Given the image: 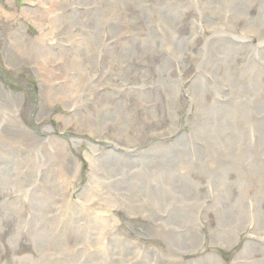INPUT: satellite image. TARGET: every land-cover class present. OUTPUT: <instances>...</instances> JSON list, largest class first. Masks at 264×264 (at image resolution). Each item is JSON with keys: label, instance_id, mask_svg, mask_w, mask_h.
Returning a JSON list of instances; mask_svg holds the SVG:
<instances>
[{"label": "bare ground", "instance_id": "6f19581e", "mask_svg": "<svg viewBox=\"0 0 264 264\" xmlns=\"http://www.w3.org/2000/svg\"><path fill=\"white\" fill-rule=\"evenodd\" d=\"M8 1L14 5V0ZM124 1L134 13L130 16L126 12L121 21L114 14L112 4L104 7L99 0H86V13L77 16L80 26L77 36L84 37L86 45L74 48L69 47L74 35L65 24L70 25L69 9L75 11L76 0H43L45 9L30 10L37 22L52 25L51 32L41 31L35 37L29 34L21 18L14 26L12 20L17 13L8 12L0 2V24L6 31L3 60L9 66L26 62L35 72L40 87L37 122L55 112L56 105H63L77 113L76 120L58 116L66 126L73 120H82L83 126L89 129L85 132L97 135L114 127L115 138L136 145L141 139H148L144 126L154 120L156 125L152 128L162 137L156 142L161 145L157 148L166 152L163 160L152 163L145 159H123L107 148L103 157L95 159L97 147L89 144L93 153L85 154L91 167L85 179L83 165L74 153L78 144L61 139L52 126L40 130L27 125L21 114L22 94L6 89L5 83L0 81V193H8L0 198V264H98L92 261L90 252L103 248L100 238L106 232L112 231L117 236L126 231L121 214L130 218L146 217L145 235L151 239L161 238L167 246L184 248L189 258L171 259L170 264H264V248H257L251 238L245 239V235L264 239V69L256 61L257 57L264 58V50L233 47L223 24L233 20L244 28L249 27L246 32L264 35V0H156L153 9L147 6L150 0L147 3L146 0ZM161 16L172 28V38L175 37V55L169 52V58L176 57L180 64H186L192 54L194 65L200 69L192 86L203 102L200 107L217 115L213 126L209 125V119L197 123L176 114L181 80L167 77L168 61L157 67L158 76L150 84L144 85L137 76L132 77L129 104L119 97V92L111 93L107 89L119 77H131L129 70H121L129 68L124 63L136 66L134 60L138 55L151 57L158 43L163 50H169V41L157 36L153 29L155 18ZM140 17L144 18L143 26L139 23ZM188 17L194 24L206 21L213 32V39L197 55L193 54L196 33H179V23ZM104 28L110 32L109 41L103 38ZM52 41H58L60 48L52 50L53 45L48 43ZM115 48L120 51L119 59L113 54ZM63 60L65 64L61 66ZM52 63L57 72L62 68L73 70V81L64 83L59 76L48 75L46 68ZM109 64L113 70L109 69ZM210 64H215L219 73L215 83L203 78L205 73H201L207 71L206 66ZM89 67L94 75L88 78ZM145 68L148 69L147 64ZM141 72L149 75L144 68ZM158 79L163 81L160 87L165 93V109L170 118L166 124L165 115L160 113L164 107H156L159 100L156 102L155 98L160 93L156 97L153 94L154 89H160ZM57 81L61 86L56 88ZM120 85L114 87L118 90ZM224 85H230L232 93L224 91ZM220 96L231 97V100L222 104L218 101ZM132 99L135 104H131ZM145 99L154 100L156 106L144 111L141 118L136 105ZM82 108H86V113L79 112ZM186 124L190 126L184 131ZM255 136H259L258 152L253 144ZM149 142L151 144L148 139ZM168 144L171 145L164 146ZM197 144L200 148L194 155L188 148ZM219 144L224 146L228 159L224 166L216 159L214 148ZM173 145L184 148L179 158L169 151ZM2 158L9 162L5 163ZM203 178L205 182L212 179L217 182V201L225 209L222 231L212 230L210 248H204L201 241L203 226L199 216L209 218L208 212L213 207V204L208 205L209 191L205 194L202 191ZM113 185L119 192L117 197L105 193ZM142 190H146L144 195ZM76 194L85 202H91V206L79 209L72 201ZM150 195L159 200L164 210H169L168 223L182 230L177 240L160 233L155 220L146 215L142 197ZM23 197H27L30 208L21 203ZM29 213H34L35 223L33 232L27 235L34 244L22 253L21 232L26 228ZM12 223H16V230L6 241L1 240ZM126 224L132 227L130 222ZM127 246L116 249L117 254L125 258L124 263L108 260L105 264H167L168 257L162 251L152 255L142 246L135 250ZM235 249L238 252L231 255L232 262L228 263L224 257ZM8 251L12 253L10 258H7ZM201 251L208 253L195 258Z\"/></svg>", "mask_w": 264, "mask_h": 264}, {"label": "rangeland", "instance_id": "374dc122", "mask_svg": "<svg viewBox=\"0 0 264 264\" xmlns=\"http://www.w3.org/2000/svg\"><path fill=\"white\" fill-rule=\"evenodd\" d=\"M102 5L109 6V4L113 6L114 14L118 19L121 21L124 20V17L126 16V12L134 13V11H131V8L129 5L125 4L124 0H99ZM148 0H146L147 3ZM151 2L147 3V6L150 9L154 8L156 0H150ZM1 3H3L5 9L8 12H16L17 17L12 20V24L15 26L17 25L18 20L21 18L25 25L28 28L29 34L32 36H37L38 32H51V23L49 22H37L35 20V15L30 12L32 9L36 8H42L45 9L46 5L43 3V0H14V5L9 2L8 0H0ZM86 0H76L74 7L75 11L72 10L71 8L69 9L70 12V25L65 24V27L71 28V35L73 34L74 37L72 41L69 44L70 48H74L75 46L79 47L80 44H85L83 41L84 37L77 36L80 26H78V20L77 16L81 14L86 13ZM45 6V7H44ZM83 12V13H82ZM220 16H224V14H221L219 12ZM232 16V13H229V17ZM144 18L140 17L139 23L143 22ZM144 23V22H143ZM142 24V23H141ZM193 20L191 17H188L184 20H182L178 27H179V33L180 35H192L193 33H196V42H195V48H194V53L193 54H198L200 50L205 49V47L208 45V43L213 39V32L211 30V27L209 23L206 21L204 22H197V24H194L195 27H193ZM223 24L224 26V32L228 35L229 38V43L233 47L237 48H243V50L252 48L255 50H264V35H261L259 32L254 33V32H246L247 29L249 28H244V26L240 23L237 24L235 21L230 20L226 21ZM222 25V24H221ZM127 27L130 26V22L127 23ZM143 26V24H142ZM198 27V28H197ZM16 28V27H15ZM153 29L156 32L157 36L162 37L164 40L169 41V50H163V47L161 46L160 43L155 45V51L152 54L151 57L146 56L143 58V54L138 55V59L134 60V65L136 66H131L133 64L130 63H124L125 66H129V68L126 69L123 67L121 70H129L130 71V78H118L117 81L113 83V86H108L107 89L111 93H118L119 92V97L122 98L125 101L130 100V93L129 90L133 86V78L132 77H138L139 82H143L144 85L147 83H151L153 78H156L158 76L157 73V67L161 66L164 62L168 61V65L170 66V71H169V76L170 79L172 80H181L180 81V96L177 98L178 103H179V108H176V114L180 117H187L189 120H195V122H204L208 121L210 126L215 125V118H217V115L213 112L207 113L205 108L200 107V105L203 103L200 99L199 96L195 95L194 91L195 89L193 88V83L195 78L198 76V72H200V69L197 65H194L193 60H192V54H190V60L186 61V64H180L179 59L176 57L174 58H169V52L171 55H175V40L172 38L173 31L170 25L168 24L167 20L165 18L157 17L154 20L153 24ZM4 32L5 28L2 24H0V81L5 83V86L7 87L6 89L12 90L16 93H20L23 96L22 103H21V114L22 117L25 121V123L31 127H36L37 129H44L47 127H53L56 131V135H60L61 139L67 140L70 144L77 143L78 144V149L74 151L76 159L81 161L83 168H82V176L83 178L88 177V173L90 171V165L88 164L87 160L88 159V154L85 155L86 153H93V150L90 149L89 144H93L94 146L97 147V153L94 154L95 157L93 158H98V157H103L102 154L105 153L107 148L112 149L114 153L118 155V157L123 158V159H140V160H149L153 162L163 160L164 157L163 155H166V152L163 151L160 148H157L161 145H157L156 142L157 140L161 139V135L155 133V128H152L155 124L154 120H150L149 123L145 124L144 126V135H146V138H148L151 141L147 143V140L141 139L138 144H130L126 143L124 140H119L113 136V132L115 131L114 127H109L108 130L103 131L102 135H97V133H92L90 134L89 132L86 133L85 131L89 130L86 127L83 126L82 120L80 121H74L77 118L74 116H77V113L73 111L72 109H67L63 105H56L55 112H50L44 119L41 121L37 122L36 117L39 112V107H38V102H39V93H40V87H39V82L37 80L36 74L33 71L32 67L26 63L22 62L16 65L9 66L4 63L3 60V48H4V43H5V38H4ZM138 32V31H136ZM184 33V34H183ZM72 35V36H73ZM139 35V32H138ZM110 32L104 28L103 30V38L105 41L110 40ZM52 38V35L49 36ZM45 40H47V36L45 37ZM178 40L177 38V45H178ZM51 45H53L52 50H56L60 48L59 42L58 41H52L48 42ZM64 43V42H63ZM86 45V44H85ZM194 45H191L190 47H193ZM189 47V49H190ZM198 47V48H197ZM200 48V49H199ZM116 58L119 59L120 56V51L118 48H115V51L113 52ZM195 55V56H196ZM38 58H36V61ZM39 61V60H38ZM139 61H144L148 69L145 68V63L140 64ZM257 64L260 65L264 69V58L257 57L256 59ZM122 63V62H121ZM62 64L64 65L65 62L64 60L61 61V66ZM54 63L51 65H47L46 68V73L50 75L51 77L55 78L54 76H59L62 80H64V83H68L70 81H73L71 76L74 73L73 70L71 69H65L62 68L58 72L52 67ZM107 65V63H106ZM210 67H215V64H210L206 66L207 71L201 73L203 78L205 76V79L208 80V78L211 80H208L211 83H215L217 78L219 77V73L217 72V68L214 71ZM142 68H144L146 71H148L149 75L143 74L141 72ZM109 69L113 70L114 67L109 64ZM138 69V70H137ZM93 76V70L90 67L86 70V76L89 78V76ZM201 75V74H200ZM64 76V77H63ZM162 79V78H161ZM159 80V88L160 89H154L153 94L154 97L157 96V93H160V96L158 95V98H155L156 102L158 101V105L156 106V102L154 100H149L145 99L144 102L138 103L136 105V108L139 110L137 113L138 116L143 118V113L144 111H150L152 107H164L163 111L160 109V113L163 112L165 115V118H163V122L169 123L170 118L168 117V112L167 109H165L166 104V98H165V93L161 89V85H163V81ZM61 81V80H60ZM60 81L55 82L54 87H59L61 85ZM16 82V83H15ZM124 82V86H123ZM155 82V80H154ZM167 82L169 83L170 80L167 79ZM115 84H121L120 88L117 90L114 85ZM153 87V86H152ZM155 88V87H154ZM224 91L226 92H231L232 93V88L230 85H224ZM211 98V96L209 97ZM158 99V100H157ZM231 97H225V96H220L218 98V101L222 104L230 102ZM113 104H115L114 101H112ZM189 103V104H188ZM135 104V100L132 99V103ZM143 104V105H142ZM155 105V106H154ZM90 109L93 107L90 105ZM206 107V106H204ZM86 108H82L81 113H86ZM205 112L209 115V117L206 118ZM59 114V115H58ZM58 116H70L74 117L73 122L70 123V125L66 126L65 123H62V121L58 118ZM151 118V117H150ZM165 120V121H164ZM162 124V122H161ZM75 125V126H74ZM182 125V124H181ZM192 125V123H190ZM189 124H186V128L184 131L187 130V128L190 126ZM28 127V128H31ZM136 127V126H135ZM166 127V126H165ZM164 141V138H163ZM165 141H169V139H166ZM192 142V141H190ZM194 143V142H193ZM156 144V147L153 146ZM172 144V143H171ZM171 144L164 145L165 147H169ZM253 144L254 147L256 148L257 152L260 149V144H259V136H255L253 138ZM133 145H135L134 148H131ZM174 146V145H173ZM169 149L170 153L172 156H175L176 158L180 157V153L184 150V148L181 147H176L175 145ZM173 148V149H172ZM197 148H200L199 144H197L195 147L194 145H189V151L192 154H196ZM26 150V149H25ZM24 150V151H25ZM216 155H217V161L221 166H224L228 163V159L226 158V152L224 150L223 145H216L214 148ZM20 153V151H19ZM8 155V154H6ZM36 156V155H35ZM2 160L7 163L9 160L3 159ZM99 176V175H98ZM196 178H198V174H196ZM39 179V177H38ZM215 179V178H214ZM232 179H235V175H233ZM41 180V177L40 179ZM202 184H204L203 187V192L205 194L206 190L208 192V205L213 204V207L209 210L208 212V217L207 218L205 215L201 214L199 216V221L201 225L203 226L202 233H203V239L201 237V241L204 243V248H210L211 244V234L213 231L216 233H220L222 231V223L224 222V205L220 204L217 201L218 194H216V187H217V182H215L213 179L211 181L205 182V179H202ZM146 190H142V195H144ZM78 193V192H77ZM106 194H108L111 197H117L119 192L113 185L111 188L106 189L105 191ZM8 194V193H7ZM0 193V198L1 196L4 198L6 195ZM79 194V193H78ZM46 198L50 199L47 197L46 194H43ZM154 195V193H153ZM12 195H9L8 198L12 199ZM26 198V199H25ZM72 201L74 204L79 209H83L84 207H90L91 202H85L84 198L81 196H78L77 194L72 196ZM51 200V199H50ZM21 203L28 208H30L28 202H27V197H23L21 200ZM124 204V203H123ZM125 205V204H124ZM126 206V205H125ZM142 207L144 208L145 212L147 213L149 217L153 218L155 220V223L157 224L158 231L162 234H168L172 236L174 240H177L182 233V230L176 226V225H171L168 223V217H169V210H164V208L160 205L159 200L155 198L154 196H145L142 197ZM167 207V206H166ZM208 209V208H207ZM121 219L123 226L125 227L126 231H121L119 235H115L112 231L106 232L103 234V236L100 238V243H102L103 248H98L94 249L90 252L91 259L94 263H106V261H116L120 263H124L125 258L121 255H118L116 252V249H121L124 246L128 245L127 247L131 248V250L139 249L142 246V249H146L147 253L156 255L157 253H160L161 251L163 252L164 255L168 257L167 264H170L173 262L171 259H176L179 258V260H186L189 258V255H186V251L184 250L183 247L180 245H169L167 246L163 239L157 238V239H151L147 235H145L143 227L145 224L148 223V220L146 217H133L130 218L125 214H121ZM127 222H130L132 227L127 226ZM34 223H35V216L34 213L30 214L28 216V220L26 223V228L24 227L21 234L22 236V241H21V248L20 251L24 253L25 251L29 250L31 246L33 247L34 242L28 237L27 232L31 233L34 230ZM252 223L255 224V220L253 219L252 216ZM16 230V223H12L9 225L8 230L6 231V237H3L1 240L6 241L7 236L11 235L14 231ZM213 230V231H212ZM1 236H4L2 234ZM125 237V238H123ZM254 241V243L257 245V248H264V239L262 237H250L245 235V239H250ZM31 240V241H30ZM217 248V247H216ZM80 250H83V248H79ZM141 249V250H142ZM215 249V248H214ZM213 250V249H212ZM214 251V250H213ZM89 252V251H88ZM88 252L86 254H88ZM215 252V251H214ZM238 250H233V251H228V255L224 257L228 263H231L232 261L230 260L231 255H235ZM206 253L205 251H201L198 254L195 255V258L198 257H203ZM12 256L11 252H7V258H10ZM71 256V255H70ZM194 257V256H193ZM63 258V257H61ZM73 257L71 256V259ZM233 260V259H232ZM232 264V263H231Z\"/></svg>", "mask_w": 264, "mask_h": 264}]
</instances>
